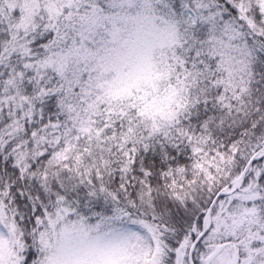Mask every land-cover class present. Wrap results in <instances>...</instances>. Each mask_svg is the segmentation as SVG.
Masks as SVG:
<instances>
[{
	"label": "snow or ice",
	"instance_id": "1",
	"mask_svg": "<svg viewBox=\"0 0 264 264\" xmlns=\"http://www.w3.org/2000/svg\"><path fill=\"white\" fill-rule=\"evenodd\" d=\"M0 264H264V0H0Z\"/></svg>",
	"mask_w": 264,
	"mask_h": 264
}]
</instances>
